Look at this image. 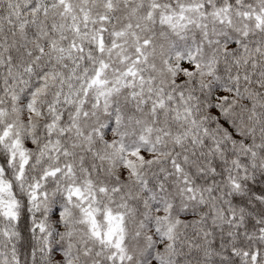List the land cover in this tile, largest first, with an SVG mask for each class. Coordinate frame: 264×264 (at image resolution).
<instances>
[{
	"label": "snow or ice",
	"instance_id": "6c2138e0",
	"mask_svg": "<svg viewBox=\"0 0 264 264\" xmlns=\"http://www.w3.org/2000/svg\"><path fill=\"white\" fill-rule=\"evenodd\" d=\"M0 85V264H264V0H0Z\"/></svg>",
	"mask_w": 264,
	"mask_h": 264
},
{
	"label": "clouds",
	"instance_id": "9594fccd",
	"mask_svg": "<svg viewBox=\"0 0 264 264\" xmlns=\"http://www.w3.org/2000/svg\"><path fill=\"white\" fill-rule=\"evenodd\" d=\"M171 2H172L173 4H175V3H176V0H171ZM232 2H233V8H234V10H236V9H243V8H246L248 5H254L255 2H256V0H232ZM206 79H208V78L206 77ZM210 82H214V80H212V81H210ZM0 86H2V85H0ZM194 86H195L196 88H199V85H198V84H194ZM41 136H43V133H41ZM128 143H129V145H131V144L133 143V138H129ZM158 147H159V146H158ZM147 148H148V146L145 145V146L143 147V150H144V151H147ZM167 148H169V149H170V148H173V145H172L171 143H169V144L167 145ZM160 159H161V161H164V160L166 159V157H164V156L161 155V156H160ZM38 172H39V167L36 166L35 164H33V165L29 168V170H28V174H29L30 176H35ZM49 191H51V188H49ZM128 227H129L130 231L134 230V225L132 224L131 221H129V225H128Z\"/></svg>",
	"mask_w": 264,
	"mask_h": 264
}]
</instances>
